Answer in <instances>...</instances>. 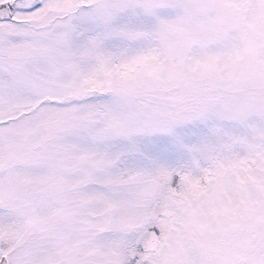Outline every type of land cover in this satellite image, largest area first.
<instances>
[{"label":"snow or ice","instance_id":"1","mask_svg":"<svg viewBox=\"0 0 264 264\" xmlns=\"http://www.w3.org/2000/svg\"><path fill=\"white\" fill-rule=\"evenodd\" d=\"M0 264H264V0H0Z\"/></svg>","mask_w":264,"mask_h":264}]
</instances>
